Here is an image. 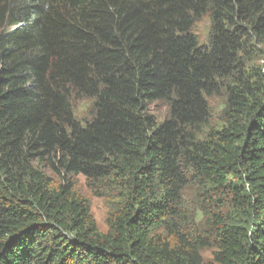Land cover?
I'll return each mask as SVG.
<instances>
[{"label":"trees","instance_id":"1","mask_svg":"<svg viewBox=\"0 0 264 264\" xmlns=\"http://www.w3.org/2000/svg\"><path fill=\"white\" fill-rule=\"evenodd\" d=\"M262 48L264 0H0V264H264Z\"/></svg>","mask_w":264,"mask_h":264},{"label":"rangeland","instance_id":"2","mask_svg":"<svg viewBox=\"0 0 264 264\" xmlns=\"http://www.w3.org/2000/svg\"><path fill=\"white\" fill-rule=\"evenodd\" d=\"M210 29H211V19L208 15H205L203 18H201L195 26L194 33L197 34L199 40L201 43H207L208 37L210 35ZM264 51V48H262ZM253 59L256 57L252 56ZM264 64V59H255V65L258 64ZM73 98V106H74V114L75 117L83 122L90 119L93 116L94 113V99L83 97L81 95H74ZM212 115L210 120V127L214 128H221L223 119L222 113L224 109V105L226 103V98L224 96L223 92L215 93L208 97ZM149 112L153 114L159 122L164 121L169 114V108L168 104L165 100H159L155 103H153L150 106ZM207 130L206 127L201 126V132L205 133ZM77 181V189L78 191L89 197L91 200V212L96 220V223L98 225V228L102 232H107L108 225H107V216L109 211V206L107 204V201L104 197L96 196L92 193L91 189L87 185V180L83 175H79L76 177ZM192 194L191 188H188L187 195ZM204 257L206 259V262L217 264L213 261V254L212 249L205 250L204 251Z\"/></svg>","mask_w":264,"mask_h":264}]
</instances>
